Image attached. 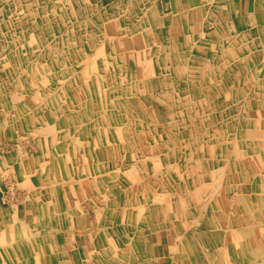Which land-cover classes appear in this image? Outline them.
Masks as SVG:
<instances>
[{"label": "rangeland", "instance_id": "374dc122", "mask_svg": "<svg viewBox=\"0 0 264 264\" xmlns=\"http://www.w3.org/2000/svg\"><path fill=\"white\" fill-rule=\"evenodd\" d=\"M98 1L92 0L93 3H90L88 0H0V218L8 215L9 220H12L17 216L12 220V223H16L15 219L19 220L22 217L24 220L22 222L28 224L30 221L29 215L22 211L19 215L14 213L12 209L8 208L10 207L8 202L13 201L10 196L14 192L20 193L25 189L36 191L39 183L9 182L8 177L19 174V166L23 165L25 160H29L30 165L28 164V166L36 171L42 168V164L45 167L44 164L51 158H58L51 169L53 171L59 170L62 174L63 179L66 180L63 185L66 186L67 191L72 186V180L69 176L73 175L72 171H75L76 182H79L77 184L80 186V192L77 195H79L81 202L85 203L84 205L87 207L89 203L85 195H89L90 198H94L93 207L95 209H104V211L98 210L99 215L93 216V220L97 224L124 222L133 229L143 224H145L144 229H150L147 221L157 217L160 218L161 222L168 219H177V221L184 222L185 218L189 219L190 217L187 214V212H190L188 211L190 202H192V212L195 211L193 216L191 214V218L198 220L201 216L200 203L197 199L199 195L196 196V193H191L192 201H190L188 197L183 198L182 195H179L181 193L180 187L186 186L192 192H196L195 190L199 188L202 180L200 175H205L207 171L206 157L201 155L199 144L203 142L211 145L215 144L216 138L219 137L217 133L219 129L216 125H211L214 129L205 134L203 126H207L208 129L209 121L213 118L206 117L208 115L204 114L203 111L205 104L209 105V110H214L212 106L219 108L220 96H217L216 102L212 101L210 97H204L203 108L197 102L198 100L187 107L183 102L180 107L179 103L171 101L172 98L170 100L169 98H160L159 100L152 94L150 95V92L145 93V89H142L143 94H139L135 88V82L141 79L139 65L131 60L130 51L126 52L128 56L123 54L122 49L127 50V48H123L121 45L119 47L116 37L118 29H121V32L125 34V32L128 33L129 28L127 26L126 30L125 25L122 26V21L117 22L113 19H132L127 7L122 6L124 3H127V5L133 2L147 3H143L142 0H117V6L112 8L110 4L112 0H104L106 2L105 6ZM108 10H112V13L109 14ZM136 10L140 11L139 7ZM260 19L262 20V15H260ZM258 24L261 26L263 22ZM255 41L257 44L253 47V50L258 53L252 58L251 64L240 63V74L244 78L247 68V76L249 75L256 82H259V77H264V70L262 69L264 67V54H262L264 37L258 31ZM144 42H147L146 47L143 44ZM231 42V39H229L223 45L229 47ZM208 43H211L210 39ZM138 44L139 48L143 46L145 50L151 45L146 40H141ZM99 46H101V50L98 54L101 56L96 55ZM133 46L136 48V44H133ZM219 50L218 47L212 49L211 46H207L205 50L207 52L197 54V57L198 59L208 58L207 61L209 62V59L214 56L212 53ZM245 56L243 53L241 54V57ZM229 60L231 59L229 58ZM222 61L220 60V62ZM233 65L235 66V64ZM249 65L254 67V71H248L247 66ZM142 66L143 63L141 62ZM205 66L210 65L205 61ZM151 72L147 73L149 77L147 79H151ZM147 74L146 72L143 73L145 76ZM129 85H131V88L128 89ZM161 86V80L155 78L154 92L161 93ZM113 88H116L117 91L110 92ZM114 94L115 96H113ZM253 95L257 100L255 110H258V116L264 115L263 112L261 114V111L264 110V108H261L263 107L261 101L264 100V86L260 84L258 88H255ZM115 97H118L116 105L111 101ZM14 98L18 100L12 101ZM239 104L244 103L241 101ZM177 106L174 116L171 117V108ZM109 110H114L115 114L113 115H117L116 118L112 119L109 116ZM139 112L143 115H137ZM54 122L63 128V134L57 138L65 143L63 151L55 150L54 142L53 145H49L50 149L53 148V150H47L44 146V138L48 135H39L41 134L40 127L47 124L49 126L55 125ZM228 122L229 124L233 123L232 118ZM263 122V119L257 118L256 125L258 127L254 125L260 129ZM175 123L178 126V133L175 132V129H171L175 126ZM119 126L123 130L120 138L121 133H117ZM225 126L227 127L226 124ZM230 126H233V124ZM244 136L240 135L241 141ZM106 137L108 138L106 139ZM231 141L232 138H228L227 143H231ZM172 149L176 151L175 157ZM19 151H21V154ZM184 152L188 155L193 152L195 155L200 154V156L194 157L190 162L189 159L183 160L180 158V154ZM212 153L219 152L212 149ZM262 153V150L257 151L256 160L258 162L259 155H262ZM229 155H232L231 151ZM142 157L147 159L146 163L142 162ZM92 158L95 159V168L91 167L96 172L94 174L95 182L88 183L87 180H83L91 173L87 172V167H79L78 162L87 164L93 160ZM240 159L243 162L242 158ZM99 160L112 165H102ZM15 161V167H10L9 163ZM218 164L213 160L212 168L214 172L218 169ZM119 168H122L123 171L121 175L119 172L116 173ZM244 168L246 167L242 166V169ZM110 172L111 175H109ZM225 186L230 189V184ZM82 187L86 189L85 191H88V189L95 190L84 195ZM67 194L70 198L64 200L66 203L64 208L69 205L77 211L76 194L74 193V198L71 197V192ZM7 196H9V200ZM219 200L221 203L222 199ZM228 202L227 199L223 200V209L228 212L227 218L224 220L225 227H228L231 217L235 219V228L242 226L243 222L239 221V216L231 214L234 210L231 205H228ZM90 204L92 203L90 202ZM6 206L8 207L6 208ZM15 207L16 205H13V208ZM240 207L244 209L242 200L240 201ZM69 210H71V213L67 211L68 213L62 214L61 218L63 219L59 222L71 226L75 221V215H72V209ZM17 212H19V209H17ZM39 217L37 216V220L31 225H26V229L27 227L32 228V231L37 232ZM79 217L80 222H93L91 218L88 219L87 215L82 216L80 214ZM262 218L263 216L256 219L257 227L260 226L263 229L261 231L256 229L258 239L264 238V220ZM225 227L222 235H218L219 242H225L227 235L228 238L231 237L232 233L226 231L227 228ZM29 229L26 232L22 231V234L31 237L30 233L27 232ZM132 231L134 235L138 233L136 230ZM4 233L8 234L5 231ZM260 247V252L257 253L263 255V242L260 243ZM126 248L127 246L117 247V250H126ZM24 249V247L21 248V250ZM111 250L114 251L115 249L112 248ZM64 251L66 250L64 249ZM53 253L61 254L59 247L53 249ZM23 254L29 253L24 252ZM103 255L104 252H101V256ZM109 255L110 258L114 256L113 254ZM104 256L103 259H106V254Z\"/></svg>", "mask_w": 264, "mask_h": 264}, {"label": "crops", "instance_id": "0c3cea01", "mask_svg": "<svg viewBox=\"0 0 264 264\" xmlns=\"http://www.w3.org/2000/svg\"><path fill=\"white\" fill-rule=\"evenodd\" d=\"M88 1L93 3L92 0ZM142 1L147 4L133 2L129 5L127 3L122 5L127 7L132 19H113L117 22L122 21L125 29L127 26L129 29H137L132 36L138 35V38L151 43L147 50L143 46L142 48L123 49V54L126 55V52L130 51L131 60L139 65L141 79L135 82V87L144 85L145 93L150 92V95L152 94L159 100L160 98H169V100L172 98L171 101L179 103L180 107L183 102L187 107L198 100L197 102L204 108V97H210L216 102L217 96H220L219 108L212 106L214 110H209V105L205 104L203 111L208 115L206 117L213 118L209 121L208 129L207 126H203L205 134L214 129L211 125H216L219 129L217 131L219 137L216 138L215 144L211 145L207 142L199 144L201 155L206 157L207 171L205 175H200L202 180L196 192H192L186 186H181L184 188L180 187L181 193H178L183 198L188 197V200L192 201L191 193H197L200 190L205 192L206 196L202 197L203 200H198L200 218L198 220L191 218V214L193 216L195 211L192 212L193 207L190 202L188 207L190 212H187L190 217L185 218L184 222L177 221V219L161 222L157 217L147 221L150 229H144L145 224L133 229L124 222L97 224L93 216L99 215L98 210L104 211V209H95L93 207L94 198L85 195L95 189L85 191L86 189L82 187V192L89 204L86 207L85 203L81 202L77 195L80 192V186L77 184L79 182H76L75 171H72L73 175L69 176L72 186L67 191L68 189L63 185L66 180L63 179L62 174L59 170L51 169L58 158H51L44 164L45 167L42 164V168L36 171L28 166L30 165L29 160H25L23 165L19 166V174L8 177L9 182L39 183V187L36 191L25 189L20 193L14 192L15 195L11 194L13 201H9L10 207L6 206V208L12 209L18 215L21 211L27 213L30 221L24 224L21 217L16 223H12L8 215L0 218V236L4 231L8 232L7 235L4 233L6 243H14L12 238L14 229L20 234V238L24 239L14 244L12 250L0 243V264H39V262L40 264H264V254L257 253L260 252V243H264V238L258 239L256 233L257 230H263L260 226L257 227L256 219L263 216L262 220H264V190L262 191L264 189V122L258 129L256 120L257 118L264 120V115L258 116V110H255L257 100L253 95L255 88H258L260 84L264 86V77H259V82H256L253 77L247 76V68L244 78L240 74V63L251 64L252 58L258 53L253 50L257 44L255 41L257 31L264 37V0ZM98 2L105 6L104 0ZM110 2L112 8L117 6V0ZM137 7L140 11L136 10ZM108 12L111 14L112 10ZM260 15H262V20ZM259 22H263V25L260 26ZM209 39L211 43H208ZM229 39L232 41L230 46H224L223 44ZM146 43H143L145 47ZM207 46L220 49L212 53L214 56L209 59V62L208 58L201 56L203 58L198 59L197 57V54L207 52L205 51ZM242 53L244 56L247 55L241 57ZM220 60L223 61L220 62ZM205 61L210 66L206 67ZM148 63H150V70L153 71H150L151 79H147L149 78L147 73V76L143 75L148 70ZM247 67L249 72L254 71L252 65ZM262 69L264 70V67ZM155 78L161 80L162 91L159 94L154 92ZM129 88L131 85L128 86ZM136 91L139 94L144 92L142 89ZM241 101L244 104H239ZM261 102L263 103L261 108H264V100ZM177 108L178 106L171 108V117L174 116ZM262 112L264 114V110L261 114ZM137 115L143 114L139 112ZM231 118L233 126H230L228 122ZM46 126L40 128L41 134L47 133L51 137L45 135L47 137L44 138V146L48 150L49 145L55 142V150L63 151L65 143L57 139L63 134V128L57 123L55 127L54 125L48 128ZM243 127L245 128L242 129ZM177 128L175 123L171 129H175L178 133ZM49 129L53 130L49 131ZM240 135L246 137L244 136L241 141ZM228 138H232L231 143H227ZM212 149L219 153L213 154ZM258 150L263 151L262 155H259V162L256 160ZM230 151L232 155H229ZM172 152L175 157L176 151L172 149ZM193 152L190 155L184 152L180 154V158L189 159L191 162L194 157L200 156ZM142 159V162L146 163L147 159L144 157ZM213 160L219 163L215 172L212 168ZM94 161L95 159L87 164L78 162L79 167H87V172L91 173L83 181L95 182L96 172L91 168L92 166L95 168ZM14 163L16 162L9 163V166L15 167ZM100 163L105 166L112 165L103 161ZM242 166L246 168L242 169ZM117 172L120 175L123 174L122 168L117 169ZM226 184H230V189H227L229 187H226ZM70 192L72 198L75 196L74 193L76 194L77 211L69 205L64 208L66 204L64 200L70 198L66 193ZM7 198L9 200V196ZM224 199L229 201L228 205H231L234 210L231 214L239 216V221L243 222L242 226L235 228V219L231 217V222H228V227H225L224 220L228 212L223 209ZM241 200L244 209L240 207ZM13 205H16L15 208L19 209V212L17 209L15 212ZM69 209H72V215H75V221L71 226L59 222L63 219L62 214L68 213L67 211L71 213ZM80 214L87 215L88 219L91 218L93 222H80ZM36 215L40 216L39 229L35 232L30 228L34 237L31 238L33 241L29 244L26 241L28 238L23 237L25 234H22V231L27 230L26 225H31L33 220H37ZM224 227L232 234L230 238L227 235L225 242H219L218 235H222ZM132 230L138 233L134 235ZM122 246H127L126 250L118 251L117 247ZM22 247L25 249L21 250ZM34 247L39 249L36 250ZM58 247L61 253L59 255L53 253V249ZM112 248L115 250L112 251ZM24 252L29 254H23ZM101 252L106 254V259H103L105 256H101ZM108 254L114 256L110 258ZM260 258L261 262L258 260Z\"/></svg>", "mask_w": 264, "mask_h": 264}, {"label": "bare ground", "instance_id": "6f19581e", "mask_svg": "<svg viewBox=\"0 0 264 264\" xmlns=\"http://www.w3.org/2000/svg\"><path fill=\"white\" fill-rule=\"evenodd\" d=\"M24 1V0H23ZM13 11V10H12ZM35 15V14H34ZM31 16H32V14H31ZM56 19V18H55ZM51 20H53L52 18H51ZM101 22V21H100ZM45 23V22H44ZM6 24V23H5ZM43 24V23H42ZM102 24V23H101ZM56 25V24H55ZM105 27V26H104ZM28 28V27H27ZM32 28V27H31ZM97 28V27H96ZM45 29V28H44ZM117 29H118V27H117ZM127 30V29H126ZM137 29H134L133 30V28L132 29H129V32L128 33H126L125 32V34L124 33H122L121 32V29H118V32H117V34H116V37H117V39H118V46L120 47V45L123 47V48H127V49H132L134 46H133V44H136V47H138L137 45H139L138 43H140L141 42V40L142 41H144L143 39H141V38H138V35H136L135 37L134 36H132V35H134L135 34V31H136ZM106 31V30H105ZM67 32V31H66ZM49 33V32H48ZM88 33V32H87ZM12 34H14V33H12ZM50 34V33H49ZM60 34V33H59ZM90 34H91V32H90ZM101 34V33H100ZM53 35V34H52ZM64 35V34H63ZM102 35V34H101ZM62 36V35H61ZM108 36V35H107ZM11 37V36H10ZM56 37V36H55ZM89 38V37H88ZM50 39V38H49ZM86 39V38H85ZM91 39V38H90ZM93 39V38H92ZM100 39V38H99ZM30 40V39H29ZM42 40V39H41ZM87 40V39H86ZM41 42V41H40ZM83 42V41H82ZM117 42V41H116ZM43 43V42H42ZM88 43V42H87ZM26 44V43H25ZM56 44V43H55ZM98 44V43H97ZM102 44H103V42H102ZM33 45V44H32ZM37 46H38V44H37ZM78 47V46H77ZM101 46H99V51H96L97 53H96V55L100 52V50H101V48H100ZM54 48V47H53ZM95 49V48H94ZM104 49V48H103ZM44 50V49H43ZM123 50V49H122ZM32 51V50H31ZM102 52V51H101ZM104 53V52H103ZM103 53H101V54H103ZM109 53V52H108ZM100 54V53H99ZM98 54V55H99ZM26 55V54H25ZM44 55V54H43ZM57 55V54H56ZM17 56V55H16ZM41 56V55H40ZM99 56H101V55H99ZM103 56H105V55H103ZM44 57V56H43ZM12 58V57H11ZM38 59V58H37ZM8 61V60H7ZM6 61V62H7ZM19 61V60H18ZM27 61H29V60H27ZM30 62V61H29ZM5 63V62H4ZM95 64V63H94ZM9 65V64H8ZM7 66V65H6ZM20 66V65H19ZM45 67H47V66H45ZM12 68V67H11ZM147 68H148V70L147 71H145L146 73H149L151 70H150V63H148V65H147ZM15 70V69H14ZM11 71V70H10ZM27 71V70H26ZM23 72V71H22ZM12 73V72H11ZM123 81V80H122ZM42 82V81H41ZM144 85H141L140 87H135L136 88V90H138V89H144V87H143ZM1 90V89H0ZM27 90V89H26ZM29 90V89H28ZM47 90V89H46ZM60 91V90H59ZM114 91H117V89L116 88H113V89H111L110 90V92H114ZM46 92V91H45ZM54 93V92H53ZM11 94H13V93H11ZM10 94V95H11ZM51 95V94H50ZM13 96H15L14 94H13ZM53 96H54V94H53ZM57 96V95H56ZM113 96H115V94L113 95ZM112 96V97H113ZM13 98V97H12ZM16 98V97H15ZM14 98V100H12V101H17L18 99H15ZM1 99V98H0ZM54 101H56V100H54ZM112 101V103L113 104H115L116 105V103L118 102V97H115L113 100H111ZM17 103V102H16ZM51 103V102H50ZM54 105V104H53ZM52 105V106H53ZM84 106V105H83ZM49 107V106H48ZM85 107V106H84ZM42 109V108H41ZM57 109V108H56ZM93 109V108H92ZM4 110V109H3ZM20 111V110H19ZM35 111V110H34ZM42 111V110H41ZM75 111V110H74ZM78 111V110H77ZM112 111H114V110H109V116L112 118V119H114V118H116V116L117 115H113V114H115V112H112ZM27 112V111H26ZM76 112V111H75ZM74 112V113H75ZM100 112V111H99ZM10 113V112H9ZM8 113V114H9ZM38 113V112H37ZM26 114V113H25ZM22 115V114H21ZM74 115V114H73ZM75 116V115H74ZM98 116H99V114H98ZM7 117V116H6ZM9 117V116H8ZM25 117H26V115H25ZM20 118V117H19ZM39 118V117H38ZM4 119V118H3ZM15 119V118H14ZM23 119V118H22ZM55 120V119H54ZM102 120V119H101ZM100 120V121H101ZM225 120H226V118H225ZM35 121H36V118H35ZM92 121V120H91ZM117 121V120H116ZM102 122V121H101ZM25 124V123H24ZM41 124V123H40ZM84 124V123H83ZM114 124V123H113ZM117 124V123H116ZM121 124V123H120ZM28 125H30V124H28ZM89 125V124H88ZM101 125V124H100ZM7 126V125H6ZM17 126V125H16ZM15 126V127H16ZM49 126V125H48ZM48 126H46L47 128H48ZM111 126V125H110ZM127 126V125H126ZM54 127H55V125H54ZM53 127V128H54ZM117 127V126H116ZM120 127L121 126H119V129H120ZM30 128V127H29ZM41 128V127H40ZM186 128V127H185ZM188 128V127H187ZM103 129H105V128H103ZM119 129H117V133H121V135H119V138H120V136H122V129H120V131H119ZM124 129V128H123ZM53 130V129H52ZM52 130H50L49 129V131H52ZM96 130V129H95ZM115 130H116V128H115ZM133 130V129H132ZM32 131V130H31ZM78 131V130H77ZM41 132V131H40ZM47 132V131H46ZM35 133V132H34ZM42 133V132H41ZM54 133V132H53ZM95 133V132H94ZM33 134V133H32ZM44 134V133H43ZM50 134H52V132H50ZM30 135V134H29ZM37 135V134H36ZM39 135H42V134H39ZM45 135H47V133H45ZM152 135V134H151ZM33 136V135H32ZM48 136H49V134H48ZM129 136V135H128ZM33 138H34V136H33ZM93 138V137H92ZM108 137H106V139H107ZM122 138V137H121ZM38 139V138H37ZM79 139V138H78ZM111 139V138H110ZM123 139V138H122ZM139 139V138H138ZM96 141V140H95ZM107 142H109L108 140H106ZM124 141V140H123ZM85 142V141H84ZM87 142V141H86ZM23 143V142H22ZM33 143V142H32ZM55 143V142H54ZM121 143V142H120ZM124 143H125V141H124ZM127 143V142H126ZM4 144V143H3ZM135 145V144H134ZM10 146V145H9ZM105 146V145H104ZM107 146V145H106ZM13 147V146H12ZM21 147H22V145H21ZM20 147V148H21ZM93 147V146H92ZM95 147H96V145H95ZM100 147V146H99ZM128 147V146H127ZM3 148V147H2ZM18 148V147H17ZM19 148V149H20ZM89 148V147H88ZM7 149V148H6ZM11 149V148H10ZM102 149H103V147H102ZM127 149V148H126ZM3 151V150H2ZM45 151V150H44ZM122 151V150H121ZM20 152V154H21V151H19ZM18 152V153H19ZM17 154V153H16ZM87 154V153H86ZM103 154H105V153H103ZM23 155V154H22ZM47 155V154H46ZM48 156H49V154H48ZM9 157V156H8ZM58 157V156H57ZM111 157H112V155H111ZM107 159V158H106ZM20 160V159H19ZM110 160V159H109ZM17 161V160H16ZM15 161V162H16ZM106 161H108V160H106ZM7 163V162H6ZM3 164V163H2ZM6 165V164H5ZM136 169V168H135ZM7 171V170H6ZM132 171V170H131ZM8 173V172H7ZM132 174V173H131ZM135 174V173H134ZM128 175V174H127ZM9 190H10V188H9ZM14 190V189H13ZM15 191V190H14ZM13 192V191H12ZM8 193V192H7ZM199 195V198H197L199 201H202L203 200V198L202 197H205L206 195H205V192H203V190H200L199 192H197L196 193V196H198ZM8 197V196H7ZM4 199V198H3ZM7 202V201H6ZM14 216V215H13ZM15 217H17V216H15ZM14 217V218H15ZM13 218V219H14ZM12 219V220H13ZM16 221H17V219H15ZM2 221H4L3 219H2ZM24 221V220H23ZM33 222H34V220H33ZM15 223V222H14ZM25 224V223H24ZM23 224V225H24ZM16 225V224H15ZM14 226V225H13ZM3 227V226H2ZM15 227H17V226H15ZM24 227H25V225H24ZM26 229V228H25ZM27 229H29L28 227H27ZM18 230V229H17ZM24 230V229H23ZM26 232V231H25ZM27 232H29L30 233V235H31V237L29 238V237H27L28 235L27 234H25V236H26V238H28L26 241H28V243L30 244L33 240H31V238L32 237H34L33 236V234H32V231H31V229H29ZM5 234L4 233H2L1 234V236H0V243L2 244V245H5V246H7V247H9V249H14V244H18L22 239L20 238V234L16 231V229H14L13 230V232H12V238H13V240H14V243H6V240H5ZM17 236H18V239H17ZM24 240V239H23ZM36 240V239H35ZM34 240V241H35Z\"/></svg>", "mask_w": 264, "mask_h": 264}]
</instances>
